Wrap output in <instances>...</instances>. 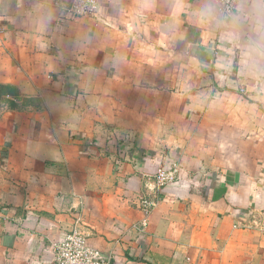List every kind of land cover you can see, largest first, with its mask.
<instances>
[{
	"label": "crops",
	"instance_id": "1",
	"mask_svg": "<svg viewBox=\"0 0 264 264\" xmlns=\"http://www.w3.org/2000/svg\"><path fill=\"white\" fill-rule=\"evenodd\" d=\"M72 1L0 0V83L17 93L0 264H55L78 219L112 264H264V2L227 18L219 0H99L91 17Z\"/></svg>",
	"mask_w": 264,
	"mask_h": 264
},
{
	"label": "built area",
	"instance_id": "2",
	"mask_svg": "<svg viewBox=\"0 0 264 264\" xmlns=\"http://www.w3.org/2000/svg\"><path fill=\"white\" fill-rule=\"evenodd\" d=\"M99 8V0H73L68 6V12L75 17L94 16ZM219 8L222 14L233 17L238 8V0H219ZM121 157L128 158V155L121 151ZM180 169L178 164L171 163L158 168L155 174L150 177V184L147 190L152 194H144L138 203L144 215L141 226H146L148 218L157 205V195L162 188L176 182ZM80 219L64 239L55 245V264H112V258L105 256L100 250L92 247L88 233L80 226Z\"/></svg>",
	"mask_w": 264,
	"mask_h": 264
},
{
	"label": "trees",
	"instance_id": "3",
	"mask_svg": "<svg viewBox=\"0 0 264 264\" xmlns=\"http://www.w3.org/2000/svg\"><path fill=\"white\" fill-rule=\"evenodd\" d=\"M17 93L14 87L0 83V100L6 103L10 108L15 107Z\"/></svg>",
	"mask_w": 264,
	"mask_h": 264
},
{
	"label": "rangeland",
	"instance_id": "4",
	"mask_svg": "<svg viewBox=\"0 0 264 264\" xmlns=\"http://www.w3.org/2000/svg\"><path fill=\"white\" fill-rule=\"evenodd\" d=\"M257 1H260V0H257ZM261 1H263L264 2V0H261ZM263 5H264V3H262ZM259 7H261V8H258L257 10V13H256V15H263L264 16V7H262V6H259ZM261 22V21H260ZM264 26V25H263ZM257 27H262V24H256V27H255V29L257 28ZM4 105H6V103H4L3 101H1L0 100V115L2 114V112H3V106ZM3 107V108H2Z\"/></svg>",
	"mask_w": 264,
	"mask_h": 264
}]
</instances>
